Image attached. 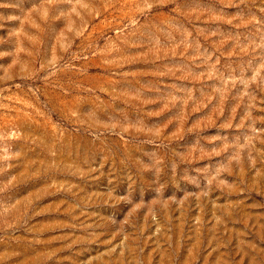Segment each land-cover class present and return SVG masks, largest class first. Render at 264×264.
<instances>
[{
    "label": "rangeland",
    "instance_id": "1",
    "mask_svg": "<svg viewBox=\"0 0 264 264\" xmlns=\"http://www.w3.org/2000/svg\"><path fill=\"white\" fill-rule=\"evenodd\" d=\"M0 264H264V0H0Z\"/></svg>",
    "mask_w": 264,
    "mask_h": 264
}]
</instances>
